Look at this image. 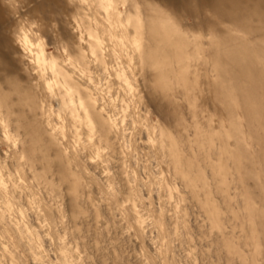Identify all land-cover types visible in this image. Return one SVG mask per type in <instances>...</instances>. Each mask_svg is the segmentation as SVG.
Masks as SVG:
<instances>
[{"label": "rangeland", "instance_id": "1", "mask_svg": "<svg viewBox=\"0 0 264 264\" xmlns=\"http://www.w3.org/2000/svg\"><path fill=\"white\" fill-rule=\"evenodd\" d=\"M263 33L200 0H0V264H264V91L246 112L212 70Z\"/></svg>", "mask_w": 264, "mask_h": 264}, {"label": "bare ground", "instance_id": "2", "mask_svg": "<svg viewBox=\"0 0 264 264\" xmlns=\"http://www.w3.org/2000/svg\"><path fill=\"white\" fill-rule=\"evenodd\" d=\"M170 1L172 2L173 0ZM200 2H203L205 6L209 7L210 11L218 18L227 19L228 22L234 24L235 26L251 31V34H254L259 30H264V0H200ZM153 8H151L152 10L150 9L151 14L146 23L148 31H150L152 35L151 43L153 48L151 51H148L149 53L143 52L142 56L146 59L145 63L146 66H148V69L158 70L161 66V57L166 58V61L169 60V58H172L166 49L164 50V48L159 47L158 43L162 42L166 48L170 44L171 38L170 34L166 33L167 30L162 27L165 26L164 24L168 23H162L157 17L161 14V9L159 7ZM251 21L258 24L250 25L248 22ZM262 25L263 27H261ZM133 27L135 33H140L142 31L137 18ZM212 30L217 35V38H227L225 31L221 30L220 26L216 23L214 25L212 24ZM167 32L174 34L177 33L176 30H174V32ZM258 38L264 44V33L261 34V36H258ZM190 44V41L182 34V37L178 40L177 46L180 49L182 47L189 46ZM193 56V53H180L178 55V60L179 62L182 61L184 69H192L194 71L193 73H196V71H199L203 65L198 63ZM254 56H256V59ZM38 58L42 60V58ZM212 70L217 73L218 78L215 84L219 90L217 98L221 99L222 94L227 96L231 95V93L238 94L247 105L246 110L244 111L247 112L252 110L254 115H258L259 111L252 105V100L257 102L259 92L261 90L264 91L263 51L258 50L256 53H254V51L249 53V48H230L225 50L222 46H220V49L217 51V57L214 60ZM166 74L168 73H165V75ZM159 77L164 79L162 74H160ZM243 81L245 84H243ZM5 100H7L6 95H2L0 92V102L5 104ZM231 111V109H227L225 112L229 115ZM260 127L264 128V124H261ZM231 128L234 135L240 138L241 128H238V126ZM262 156L264 159V154H262Z\"/></svg>", "mask_w": 264, "mask_h": 264}]
</instances>
